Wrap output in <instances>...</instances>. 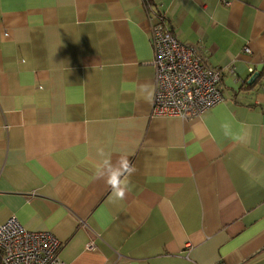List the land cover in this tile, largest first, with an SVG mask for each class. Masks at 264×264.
I'll use <instances>...</instances> for the list:
<instances>
[{"label": "crops", "instance_id": "obj_1", "mask_svg": "<svg viewBox=\"0 0 264 264\" xmlns=\"http://www.w3.org/2000/svg\"><path fill=\"white\" fill-rule=\"evenodd\" d=\"M146 1L0 0V225L66 264H264V0ZM159 16L223 73L200 116H153Z\"/></svg>", "mask_w": 264, "mask_h": 264}, {"label": "built area", "instance_id": "obj_2", "mask_svg": "<svg viewBox=\"0 0 264 264\" xmlns=\"http://www.w3.org/2000/svg\"><path fill=\"white\" fill-rule=\"evenodd\" d=\"M156 19L151 31L156 85L153 116L186 119L222 103L223 73L208 67L195 48L179 41L163 17ZM92 247L91 242L87 248ZM60 249L61 242L53 234L29 231L15 216L0 225V264H66L59 257Z\"/></svg>", "mask_w": 264, "mask_h": 264}, {"label": "clouds", "instance_id": "obj_3", "mask_svg": "<svg viewBox=\"0 0 264 264\" xmlns=\"http://www.w3.org/2000/svg\"><path fill=\"white\" fill-rule=\"evenodd\" d=\"M100 155L103 156L104 153L101 151ZM104 167L111 169L112 163L110 158L103 161ZM135 172V167L126 158H122L119 161V169L111 172V174L106 179V183L112 188V196L115 199L123 200L126 193L130 191V182L128 177H130ZM123 176L124 179L121 180L120 177ZM97 178H103L102 169L98 170Z\"/></svg>", "mask_w": 264, "mask_h": 264}, {"label": "trees", "instance_id": "obj_4", "mask_svg": "<svg viewBox=\"0 0 264 264\" xmlns=\"http://www.w3.org/2000/svg\"><path fill=\"white\" fill-rule=\"evenodd\" d=\"M148 1V0H147ZM147 1H146V3H147ZM172 32V31H171ZM173 33V32H172Z\"/></svg>", "mask_w": 264, "mask_h": 264}]
</instances>
